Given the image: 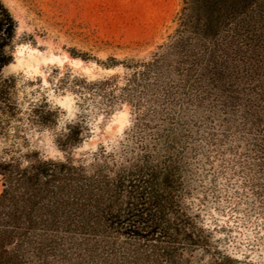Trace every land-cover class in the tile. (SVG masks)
<instances>
[{"label": "rangeland", "instance_id": "obj_1", "mask_svg": "<svg viewBox=\"0 0 264 264\" xmlns=\"http://www.w3.org/2000/svg\"><path fill=\"white\" fill-rule=\"evenodd\" d=\"M1 1L17 24L13 58L2 73L19 84L40 82L60 113L55 130L22 134L11 126L0 137V158L27 149L63 157L54 138L76 108L73 94L53 91L61 76L113 78L120 88L133 81L136 63L163 56L156 94L136 100L139 114L153 103L155 117L171 119L176 129L189 186L185 204L211 233L210 252L198 264H264V0L245 14L253 22L246 32L230 22L198 45L181 23L184 0ZM179 37L180 46L168 50ZM132 104L92 115L72 157L118 145L134 125Z\"/></svg>", "mask_w": 264, "mask_h": 264}, {"label": "trees", "instance_id": "obj_2", "mask_svg": "<svg viewBox=\"0 0 264 264\" xmlns=\"http://www.w3.org/2000/svg\"><path fill=\"white\" fill-rule=\"evenodd\" d=\"M256 1L184 0V32L195 45L230 22L246 32L253 22L245 14ZM16 28L0 0V137L11 126L22 134L55 130L60 113L40 82L19 84L2 73L13 58ZM162 57L136 63L133 81L120 88L113 78L88 81L72 73L52 84L54 92L74 95L76 113L54 138L61 159L33 149L0 158V264H198L209 254L211 233L185 204L189 186L176 129L171 119L155 117L153 103L139 114L136 99L156 94ZM129 101L136 118L125 138L73 158L89 135L91 116Z\"/></svg>", "mask_w": 264, "mask_h": 264}]
</instances>
